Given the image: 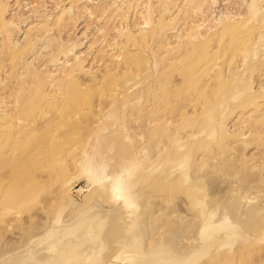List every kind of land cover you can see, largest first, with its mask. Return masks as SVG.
<instances>
[{
	"label": "rangeland",
	"instance_id": "obj_1",
	"mask_svg": "<svg viewBox=\"0 0 264 264\" xmlns=\"http://www.w3.org/2000/svg\"><path fill=\"white\" fill-rule=\"evenodd\" d=\"M261 14L264 0H0V264H44L52 232L82 228L54 264H264Z\"/></svg>",
	"mask_w": 264,
	"mask_h": 264
},
{
	"label": "bare ground",
	"instance_id": "obj_2",
	"mask_svg": "<svg viewBox=\"0 0 264 264\" xmlns=\"http://www.w3.org/2000/svg\"><path fill=\"white\" fill-rule=\"evenodd\" d=\"M253 8V6H252ZM264 18V15L261 14L260 18L258 20V23H261V20ZM225 29H227V27H225ZM86 178L88 180L91 181V183L94 185L95 188L101 187L105 184L109 185V189L111 192H113L116 196L123 198L125 196V188L122 185L119 177H114L113 179L108 178L107 175H105L101 169H97L94 167H90L88 170H86V174H85ZM181 179L182 181H187L189 183V195H191V198H193V203L196 205L200 206V212L201 213H205V211L207 210V206L205 205V203L203 202V193H204V187L202 186V180H196V181H190L187 177V175L185 173L181 174ZM128 202V201H127ZM89 225V222L86 221L84 222L81 227H86ZM90 231V230H88ZM73 231L71 229L67 230V234L66 235H70ZM90 232H93V230H91ZM98 232V231H97ZM97 232H93L95 233L93 236V239L91 240L92 242H98V239L96 238V234ZM88 233L86 232L83 228L80 232H75L74 236L68 240H65L64 236H59L58 234L52 232V234H50L48 236L47 239V247H49L50 245H53L54 248V252H53V258L52 259H48L46 261H44V264H54L56 258H60L64 255L66 247H74L72 244V240H77L80 242H82V238L85 237V234ZM75 237H77L75 239ZM78 243V242H77ZM138 260L141 259H130L129 261L131 263H135ZM64 263V261H63ZM59 264V263H57Z\"/></svg>",
	"mask_w": 264,
	"mask_h": 264
}]
</instances>
